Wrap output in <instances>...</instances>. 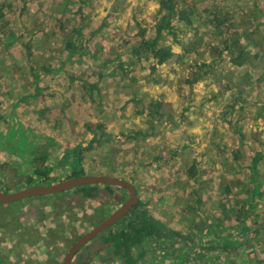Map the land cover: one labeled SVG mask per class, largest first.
Masks as SVG:
<instances>
[{
    "label": "rangeland",
    "instance_id": "1",
    "mask_svg": "<svg viewBox=\"0 0 264 264\" xmlns=\"http://www.w3.org/2000/svg\"><path fill=\"white\" fill-rule=\"evenodd\" d=\"M172 2L191 21L172 18L178 43L164 29L173 53L151 70L133 51L163 22L158 0H0V190L20 189L41 144L44 184L82 168L135 185L164 233L131 247L136 264H264V0ZM97 185L1 203L0 260L61 264L128 196ZM75 262L126 264L100 235Z\"/></svg>",
    "mask_w": 264,
    "mask_h": 264
},
{
    "label": "trees",
    "instance_id": "2",
    "mask_svg": "<svg viewBox=\"0 0 264 264\" xmlns=\"http://www.w3.org/2000/svg\"><path fill=\"white\" fill-rule=\"evenodd\" d=\"M81 4H84L85 0H79ZM159 9L165 10V14L162 17L163 22H159L156 27L155 36L151 39H141L138 46L133 51L134 54H138L141 51L149 52L155 62L151 64V70H154L157 65L164 63L172 55V49L170 45L162 46L159 44L162 31L165 29L172 36L175 43H178L174 26L171 25V20L176 17L178 20L190 23L191 12H186L184 9L177 10L176 4L172 0H158ZM9 6V5H8ZM0 3V20L4 17L3 8L7 7ZM81 13V9L79 8ZM28 51L29 44H27ZM249 59V53L247 50L241 48L238 52L230 51L229 63L236 67H242ZM201 79V76H197L194 80ZM160 103L156 102L155 107L148 110V115L155 118H160V113L156 109V106ZM144 113L143 110L140 111ZM80 150H72V155L76 156L81 160ZM28 151L31 153V159L33 163V169L30 173L24 177H17L16 188H22L33 184H44L50 182V172L52 171V165L47 162V151L46 148L39 144H31L28 146ZM239 154L235 153V159H238ZM84 174L82 168L72 175L78 176ZM191 175L195 174V171L190 172ZM40 182V183H39ZM54 182V181H53ZM110 186L109 184H104ZM97 184H85L75 187L76 190L81 192L86 197H94L97 193ZM141 203L138 201L133 210L128 212L121 221L120 227L112 230L111 227L104 230L99 235L105 244L111 245L116 252L121 253V257L126 264H136V260L131 253V247L142 243L146 239H152L163 236L164 233L157 231V220H155L144 208L140 207ZM242 209V208H241ZM244 209V208H243ZM230 242L224 241L222 247L225 249L226 245ZM0 264H9L5 260H0ZM75 264H80L75 262Z\"/></svg>",
    "mask_w": 264,
    "mask_h": 264
},
{
    "label": "water",
    "instance_id": "3",
    "mask_svg": "<svg viewBox=\"0 0 264 264\" xmlns=\"http://www.w3.org/2000/svg\"><path fill=\"white\" fill-rule=\"evenodd\" d=\"M85 184H109L123 187L127 190L128 196L125 201L116 208L110 215L106 216L99 223H97L91 230L85 232L78 237L72 246L65 253L61 264H70L74 255L92 238L99 235L101 232L109 228L116 221L127 214L134 205L138 202V196L135 185L118 176L92 174V175H78L67 177L65 179L56 181L50 184H33L22 187L11 192H4L0 190V204L6 202L18 201L29 197H38L42 195H49L57 192H62Z\"/></svg>",
    "mask_w": 264,
    "mask_h": 264
},
{
    "label": "flooded vegetation",
    "instance_id": "4",
    "mask_svg": "<svg viewBox=\"0 0 264 264\" xmlns=\"http://www.w3.org/2000/svg\"><path fill=\"white\" fill-rule=\"evenodd\" d=\"M88 242H89V241H88ZM88 242H87V243H88ZM87 243H86V244H87ZM77 253H78V252H77ZM77 253H76V254H77ZM76 254H75V255H76ZM75 255H74V256H75ZM73 261H74V257H73V259H72V261H71V263H70V264H72V263H73Z\"/></svg>",
    "mask_w": 264,
    "mask_h": 264
}]
</instances>
